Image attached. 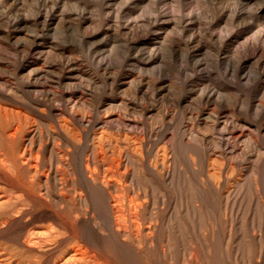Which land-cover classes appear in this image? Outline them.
Returning a JSON list of instances; mask_svg holds the SVG:
<instances>
[{"label": "rangeland", "instance_id": "1", "mask_svg": "<svg viewBox=\"0 0 264 264\" xmlns=\"http://www.w3.org/2000/svg\"><path fill=\"white\" fill-rule=\"evenodd\" d=\"M17 120L47 182L0 205V264H264V0H0Z\"/></svg>", "mask_w": 264, "mask_h": 264}, {"label": "bare ground", "instance_id": "2", "mask_svg": "<svg viewBox=\"0 0 264 264\" xmlns=\"http://www.w3.org/2000/svg\"><path fill=\"white\" fill-rule=\"evenodd\" d=\"M2 108V107H1ZM4 108V107H3ZM2 108V109H3ZM16 110V109H15ZM19 110V109H18ZM6 111V110H5ZM8 111V110H7ZM13 111V110H12ZM3 112V110H2ZM2 116L3 118H6L7 115L6 113H2ZM10 116V115H9ZM12 118V117H11ZM8 120V119H7ZM4 122H6L4 120ZM62 122V121H61ZM60 122V123H61ZM21 127L22 125L20 124V121L17 120V123H15V125H12L10 126L9 128L6 126V129H4L3 131H1L0 133V138L4 140L3 142V146L0 147V167H2L4 170L2 171H5L6 173L4 174L2 171H0V173H3L2 174V177L0 176V182H2L3 186L1 185L0 186V205H4V204H7V203H14V207L12 208L13 212L17 214H20L22 212V209H23V204L22 202L25 201L26 199L28 198H31V197H34V196H37L40 195L37 193L36 190H39L38 188V185H39V182L42 181V179L40 180L39 178V175L42 174L41 176H43L44 178V182H47V173H44L43 171L40 172L37 168V162H38V157L37 154L33 155L32 156H29L26 154V151H30L29 149L26 148L25 144H24V147H23V142H24V139H19V133L21 132ZM25 135V134H24ZM30 135V134H29ZM25 137V136H24ZM23 138V137H22ZM18 141V143H17ZM29 141V140H28ZM17 143V144H16ZM41 143V141H40ZM12 146V152H11V156H9L8 154V151H9V146ZM40 146V144H39ZM59 153V151H58ZM40 154V153H39ZM60 154V153H59ZM62 154V153H61ZM44 156V155H43ZM60 156V155H59ZM59 158V157H58ZM62 159V158H61ZM43 160H44V157H43ZM57 165V164H56ZM55 165V166H56ZM61 165V164H60ZM58 166V165H57ZM56 166V167H57ZM87 166V165H86ZM47 167V166H46ZM62 167V166H60ZM86 168V167H85ZM89 169V167H87ZM46 169V168H45ZM63 169V167H62ZM86 170V171H89V170ZM44 170V169H43ZM47 170V169H46ZM61 170V169H60ZM91 170V174L93 173L92 172V169ZM53 172V171H52ZM54 173H55V170H54ZM85 173V172H84ZM83 173V174H84ZM120 173V172H118ZM82 174V175H83ZM88 174H90V172H88ZM94 174V173H93ZM102 174V172H101ZM87 175V174H86ZM103 175V174H102ZM120 175H123L122 172ZM119 175V176H120ZM56 176V175H55ZM114 175L111 177L113 179ZM90 179H92V181L95 183L97 182V184L101 183H104L105 180V175L101 177L100 173L96 176H94L93 178L91 177V175L89 176ZM115 178V177H114ZM117 179V178H115ZM119 179V178H118ZM114 181V180H113ZM118 181V180H117ZM116 181V182H117ZM120 182V181H118ZM90 183V182H89ZM43 184V183H42ZM47 184V183H46ZM92 184V183H91ZM96 184V183H95ZM106 185V183H104ZM103 184V185H104ZM118 185V184H117ZM44 186V185H43ZM61 186V185H60ZM59 186V187H60ZM107 186V185H106ZM37 187V188H36ZM7 188V189H6ZM44 188V187H43ZM106 188V187H105ZM111 188V187H110ZM3 189V190H2ZM59 189V188H58ZM117 189V188H116ZM4 190L8 191V192H5ZM61 190V189H60ZM59 190V193L63 192V191H60ZM2 191L5 192L4 194H2ZM58 192V191H57ZM42 193V192H41ZM58 193V194H59ZM81 193V192H80ZM79 193V194H80ZM64 194V192H63ZM62 194V195H63ZM43 194H41L42 196ZM65 195V194H64ZM114 195V194H113ZM66 196V195H65ZM81 196V195H80ZM79 196V197H80ZM83 196V195H82ZM81 196V197H82ZM43 197V196H42ZM46 197V196H44ZM43 197V198H44ZM64 197V196H63ZM132 197V196H131ZM136 197V196H135ZM131 198L132 200H130V203L128 204V207L122 205L121 203L120 204H112L111 201H113L114 203V199H115V195L114 197L110 194V205H111V212H112V215L114 216V218L116 219V222H119L118 219H122L124 221V214H125V211L128 212V214L130 215V221L132 222V228L131 230L133 229V231L135 230V234L136 232L139 233L140 231V225H138V221L137 219L136 220H133L131 219V217L135 216L137 214V211L138 209H136V207H140V201L139 202H135L133 199L135 198ZM40 198V197H39ZM65 199V198H64ZM138 199V198H137ZM12 200H14V202H12ZM45 200V199H44ZM43 200V201H44ZM116 200H118L116 198ZM115 200V201H116ZM48 200H46L47 202ZM119 201V200H118ZM121 202V201H120ZM102 203V202H101ZM142 203V202H141ZM17 205V206H16ZM126 205V203H125ZM86 209V208H85ZM100 209V208H99ZM142 213V212H141ZM11 215V214H10ZM14 215V214H13ZM61 217V216H60ZM14 218V217H13ZM127 217H125L126 219ZM134 218V217H133ZM9 219V215H4V216H0V224H5ZM113 219V218H112ZM115 221V220H114ZM113 221V222H114ZM127 221V220H126ZM115 222V223H116ZM143 224V223H141ZM50 225V223H49ZM129 225V224H128ZM146 225V228L149 227ZM48 226V225H47ZM51 226V225H50ZM115 226L117 227L118 225L115 224ZM125 227L122 228V231L123 232H126L128 231L127 229V226L124 225ZM144 226V224L142 225ZM141 226V227H142ZM49 227V226H48ZM44 228V227H43ZM53 228V227H51ZM33 228H31L32 230ZM48 229V228H47ZM50 229V228H49ZM48 229V230H49ZM118 229V228H116ZM29 230V233H28V236L27 238L25 239V241H23L25 243V245H27L28 243L30 244H35L40 246L42 243L44 244L45 243V238L47 237H43V238H39L37 236H32V231ZM43 230V229H42ZM40 230V231H42ZM46 230V229H45ZM53 230V229H52ZM129 230H130V227H129ZM146 230V229H145ZM144 230V231H145ZM34 231V230H33ZM36 231V230H35ZM38 231V230H37ZM55 231V229H54ZM120 231V230H119ZM132 231V233H133ZM48 232V231H47ZM56 232V231H55ZM59 232V231H58ZM39 233V232H38ZM43 234V231L42 233ZM53 234V233H52ZM51 234V235H52ZM130 234H131V231H130ZM47 235V234H46ZM129 234H127L128 236ZM138 235V234H137ZM42 236H45L44 234ZM50 236V235H49ZM50 240L53 236L49 237ZM134 236V234H133ZM125 236H123L122 238H124ZM22 239H24L22 237ZM42 239V240H41ZM129 239V238H128ZM49 240V239H48ZM54 240V239H53ZM126 240V239H125ZM48 242V241H47ZM37 246V247H38ZM43 247V246H42ZM41 247V249H42ZM45 247V246H44ZM43 247V248H44ZM49 247V246H48ZM40 248V247H39ZM70 247H68L69 249ZM72 249V248H71ZM78 250V249H76ZM70 251V249H69ZM71 252V251H70ZM74 252V251H73ZM76 252V251H75ZM76 254H79V253H76ZM66 255V254H65ZM75 256V255H72V257ZM97 256H100V255H97ZM78 257V256H76ZM105 257V256H104ZM103 257V259H104ZM67 258V257H66ZM69 258V257H68ZM90 258V257H89ZM102 258V256H101ZM58 259V258H57ZM62 259V258H61ZM65 259V258H64ZM64 259L61 261V260H57L55 263L53 264H67V261H64ZM78 259V258H77ZM67 260V259H66ZM70 260V259H69ZM76 260V259H74ZM91 260V259H90ZM114 260V259H113ZM73 263L75 261L71 260ZM79 261V260H77ZM104 261V260H103ZM109 261V260H108ZM112 261V260H111ZM92 262H95V261H92ZM91 262V263H92ZM86 263V262H85ZM90 263V264H91ZM107 263V262H106ZM76 264V263H75ZM81 264H84L83 261L81 262ZM93 264V263H92ZM112 264V263H111Z\"/></svg>", "mask_w": 264, "mask_h": 264}]
</instances>
